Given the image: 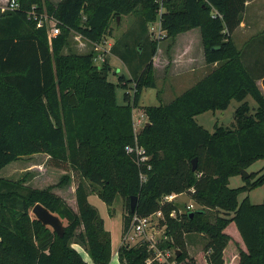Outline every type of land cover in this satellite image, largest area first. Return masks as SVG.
Listing matches in <instances>:
<instances>
[{
  "label": "trees",
  "instance_id": "trees-1",
  "mask_svg": "<svg viewBox=\"0 0 264 264\" xmlns=\"http://www.w3.org/2000/svg\"><path fill=\"white\" fill-rule=\"evenodd\" d=\"M245 1L166 0L159 16L162 34L154 38L146 35L158 18L156 0H16V9L0 10V169L22 156L44 153L66 170L56 185L46 188L0 176V264H86L74 243L94 264H108L111 233L89 202L93 189L108 205L117 195L124 198L123 239L133 215L161 210L166 234L177 246V261L196 264L184 250L183 237L200 233L208 238L206 263L227 264L233 236L226 229L232 226L238 244L237 254L231 250L232 264H264V197L257 204L248 197L238 200L240 193L264 185V166L260 175L251 172L243 178L244 185L228 186L231 176L264 160V94L257 85L261 79L264 87V56L246 59L245 49L231 36ZM32 11L52 18L59 33L49 37L48 26H37ZM129 13L136 18L132 36L138 32L143 39L124 44V33L106 52L127 66L130 79L121 75L118 83L110 81L108 60L95 63L93 50L63 52L72 32L95 45L111 34L112 18L116 22V16ZM193 28L200 30L206 64L215 66L168 103L141 106L147 120L135 132L133 110L140 106L143 89L156 87L158 44ZM254 43L258 39L249 47ZM128 81L132 94L125 92L126 103L117 104L115 87H127ZM248 96L257 103L254 111ZM233 99L240 104L232 128L215 125L209 131L196 122V115L225 110ZM135 138L149 156L150 168L125 151ZM74 177L76 209L53 191ZM171 193H187L200 207L192 215H178L180 220L173 218L177 205L160 202ZM131 196L136 197L133 212ZM36 203L65 221L62 236L35 218L31 209ZM207 209L221 213L211 220ZM122 241L119 264H145L151 254L148 244ZM166 242L159 247L165 249Z\"/></svg>",
  "mask_w": 264,
  "mask_h": 264
},
{
  "label": "rangeland",
  "instance_id": "rangeland-1",
  "mask_svg": "<svg viewBox=\"0 0 264 264\" xmlns=\"http://www.w3.org/2000/svg\"><path fill=\"white\" fill-rule=\"evenodd\" d=\"M50 1L52 3L57 2V0H50ZM34 16L37 19L42 18L43 22H45L48 27L49 26L51 27V25L55 24V22L53 20H50L49 17L44 13H40L39 15H34ZM116 20H117L116 22L114 21V18L110 20L109 24L111 25V34L108 35L106 38H104L102 42L94 45L93 43H90L85 39H83L78 33L72 32L67 40L68 41L67 46L64 48L63 51L65 53L68 52L86 53L88 51L93 50L95 55H97V58L94 60L95 63L100 64L102 59L104 58L108 60V63L111 68V70H109L108 79L113 83H118V77L121 75L125 76V78L127 79H130L131 74L127 66L118 57L111 55L109 52H105L106 50L109 49L108 45H111L118 37H120L124 33L128 35V37H124L123 39L124 41H122L124 44L129 43V45H133L134 42L136 41L135 39H143L142 35H140L138 32H134L132 36V31L134 30L136 23V18L133 14L129 13L120 16L118 15L116 16ZM151 26H153L154 31H151ZM148 28L149 30L146 36H149L150 38L157 37L158 36L157 30L159 29V17ZM195 31H199V30L195 29ZM180 34H184V32ZM180 34H178L175 37L174 41H171V39H163L158 44L157 56L153 57L156 87L144 88L139 101L140 106L136 107L133 110L132 121L135 132H137L140 128H142V126L139 127L135 125L136 119L141 118L147 120V117L141 106L166 104L174 97L184 92L187 88H189L192 84H194L197 80L200 79L201 75H199L198 72L191 73V72H187L188 70L185 69L181 71L177 69L176 66H174L176 67L174 68L172 65V61L174 58L173 54L174 52H176V49L179 46L177 44H181L182 41H184L187 38V36ZM198 38L200 39L199 32H198ZM154 58L156 59L154 60ZM127 83H128L127 87L122 85H116L115 87V100L117 104L126 103V100L124 98L125 92H129L130 95L132 94V88H131L132 82L128 81ZM246 100L251 108V111H254L257 107V103L255 102V100L249 96L246 98ZM239 104H240L239 101L233 99L230 101L229 105L225 110H217L214 112L205 111L196 115L195 120L199 125H201L202 127H204L209 131H213L215 125L232 128V126L235 123L234 111ZM263 166H264L263 159L256 160L248 167L247 172L249 173L254 172L258 176L261 174ZM65 173L66 170H64V167L62 168L55 167L52 162H49L48 156L44 153H35L30 156H22L19 159L7 164L2 169H0V176L12 180H23L24 181L23 183L25 185L35 188H46L49 186L56 185L60 181L62 175ZM71 180L69 181L71 183L69 182L68 183L73 186L75 185L74 187L76 188L78 178L74 177L73 183ZM67 184L60 187L55 186L53 187V191L54 192L60 191V192H56L58 194L59 193L65 195L69 194L71 188L68 189ZM244 184L245 181L241 175L231 176L228 179V186L230 188H236ZM89 188L91 189L92 186L89 185L88 189ZM72 192L74 193L75 191L72 190ZM72 192H70V195L73 194ZM245 197H248L250 202L252 203L255 204L261 203L264 197V185H259L250 189L249 191L240 193L238 196L239 202L243 200ZM88 199L89 202L92 204V206H94L97 209L99 215L103 218L104 223L107 225V227L110 226V224L112 223V219L113 221L117 219L120 221L121 220L120 217L122 216V214L126 212L125 200L120 195H117L113 203L111 205H108L104 203L96 195V191L95 189H93L90 192ZM177 200L188 203L192 202L196 209L200 207L191 199V197L187 193L180 194ZM74 206L76 209L75 204ZM207 213L210 215L211 220H214L215 216L220 214L221 212L217 210L207 209ZM62 221L64 224L65 221L64 220ZM120 227L118 228L120 229ZM111 228H113L112 230L114 232L115 230L117 232V229L114 227V225ZM157 231H158V236H160V242H162L163 240L165 242L167 241L165 249L174 252L177 246L174 243V240L172 239L171 235L168 234L167 238L165 239L162 237L163 236L162 232L164 231L163 227L157 229ZM226 231L233 236V239H231L230 242L228 243L229 246L227 245L229 247L227 249V253H225L227 264H232L233 262L231 258V250H233L235 254H237L238 252L237 242L233 243L234 242L233 240H236L237 236L232 226H229L226 229ZM183 239H184V250L187 253V255L189 257L194 258L196 264H207L204 258L203 250L208 241V238L200 233H190L189 235H184ZM122 240L124 239L122 238ZM126 242H130V241L128 239L127 241L124 240V243ZM129 244L132 245L131 242ZM72 245L74 248L79 249V251H81L83 255H85L83 250L81 249L82 248L81 246H78L75 243ZM181 263H183V261H181Z\"/></svg>",
  "mask_w": 264,
  "mask_h": 264
},
{
  "label": "crops",
  "instance_id": "crops-1",
  "mask_svg": "<svg viewBox=\"0 0 264 264\" xmlns=\"http://www.w3.org/2000/svg\"><path fill=\"white\" fill-rule=\"evenodd\" d=\"M7 1L8 0H0V7L5 5ZM195 29L199 30V28H193V29H190L184 32V34H180V35L187 36V38L184 41H182L181 44L176 43L179 46L177 47L176 52H174L173 54L174 58L172 61V65L173 67L176 66L177 69L181 71L185 69V70H188L187 72H191V73L198 72L199 75H201L200 76L201 78L207 72H209L210 69L215 66V64L213 65L206 64L204 60L201 36H200V39L198 38V32L200 35V30L195 31ZM231 36H232L233 42L239 49H243V48L245 49L246 59L252 60L255 54L260 57L264 56V0H246L245 1V9L242 13L241 21L239 25L233 30ZM254 38L258 39V43H254L255 45L252 44L249 47L251 40ZM109 47L110 45H108V48ZM156 56H157V52L154 57ZM155 59L156 58H154V60ZM257 85L262 91V93L264 94V87L262 85L261 79L257 80ZM71 181L73 183V180ZM69 183L67 184L68 189L71 188L70 191L68 190L69 194L65 195V194L59 193V195L62 196L73 209H75V206H74V204L76 205L75 192L74 193L72 192V190L75 191V187H74L75 185L73 186ZM56 192H60V191H56ZM70 192H72L73 194L70 195ZM122 217H123V214L120 217L121 218L120 221L118 219L113 221L112 219V223L108 227L105 224V226L109 229L111 233L112 254H111V259L108 264H119L117 250L119 246L121 245L122 238H123L122 237ZM120 224H121V227H120ZM113 225L117 229L118 233L116 232V230L115 232L112 230L113 228L111 227H113ZM118 227H120V229ZM81 249L83 250L85 255H83L82 252L79 251V249L77 250L81 253L82 257L86 261V264H94L92 259L89 257L88 253L83 248Z\"/></svg>",
  "mask_w": 264,
  "mask_h": 264
},
{
  "label": "built area",
  "instance_id": "built-area-1",
  "mask_svg": "<svg viewBox=\"0 0 264 264\" xmlns=\"http://www.w3.org/2000/svg\"><path fill=\"white\" fill-rule=\"evenodd\" d=\"M166 0H156L158 3V17L160 16L161 12L163 11V5ZM18 6V3L16 0H8L5 5L0 7V10L2 12L8 11V10H14ZM31 15H33V19L37 20V26H42L45 24L43 22L42 18H36L34 15L35 12H31ZM47 18V17H46ZM50 20H53L49 17ZM54 21V20H53ZM55 22V21H54ZM48 36L54 37L59 33L58 27L55 26V24L51 25V27H48ZM153 26H151V31L153 30ZM162 34V31L159 29L157 30V35L159 36ZM100 58V57H99ZM101 59V58H100ZM146 120L137 118L136 119V126L141 127ZM125 151L127 153H131L135 156L138 164L140 165H147V168H150V165L147 164V161L149 159V156L146 154L145 149L137 143L136 138L134 139L133 144H128L125 146ZM141 181L145 180V174H140ZM180 194L171 193L168 195H165L160 200L161 203H173L177 205V210H173L170 213V216L173 218H177L180 220L181 218H178V215H185L189 213L190 211L195 210L194 204L192 202H182L177 200ZM163 221V223H161ZM164 215L161 212V210L156 211L153 214H150L148 216H137L133 215L130 219V223L127 229V232L124 235V240L127 241V239L131 242L132 245L140 244L141 242H146L148 244V249L150 250L151 254L147 258L145 264H151L154 261L158 262H166L167 264H182L181 262L177 261L175 259V252H171L167 249H161L159 245L164 241L160 242V236H158L157 229H160L163 227L164 231L163 238H167L166 234V224L164 222ZM126 242V243H130Z\"/></svg>",
  "mask_w": 264,
  "mask_h": 264
},
{
  "label": "water",
  "instance_id": "water-1",
  "mask_svg": "<svg viewBox=\"0 0 264 264\" xmlns=\"http://www.w3.org/2000/svg\"><path fill=\"white\" fill-rule=\"evenodd\" d=\"M192 163H193L192 169H195L196 159H193ZM240 175L243 178H248L250 173L247 172L246 169H241ZM135 206H136V197L131 196L130 203H129V208L131 212L135 210ZM31 212L32 214H34L35 218L39 220L43 225L51 227L58 236H62L64 234V225H63L62 220L56 214L49 211L42 204L36 203L32 207ZM189 213L190 215H192L193 211H190Z\"/></svg>",
  "mask_w": 264,
  "mask_h": 264
}]
</instances>
